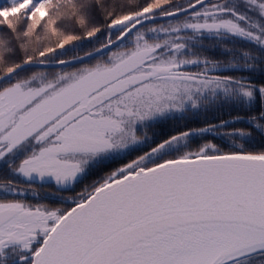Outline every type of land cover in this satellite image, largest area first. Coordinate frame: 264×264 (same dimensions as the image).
Here are the masks:
<instances>
[{"label": "snow or ice", "instance_id": "obj_1", "mask_svg": "<svg viewBox=\"0 0 264 264\" xmlns=\"http://www.w3.org/2000/svg\"><path fill=\"white\" fill-rule=\"evenodd\" d=\"M4 28L6 177L34 192L35 184L67 189L147 150L64 197L67 208L9 199L24 189L0 179V264H264V148L244 147L254 130L264 135V81L223 74L264 63V0H10L0 6ZM101 33L105 40L83 56L51 59ZM205 39L225 59L204 55ZM73 63L81 66L63 70ZM49 66L61 70H42ZM225 106L247 109L233 120L248 128L220 120L141 132ZM217 128L234 150L211 142L190 149L193 136Z\"/></svg>", "mask_w": 264, "mask_h": 264}, {"label": "flooded vegetation", "instance_id": "obj_2", "mask_svg": "<svg viewBox=\"0 0 264 264\" xmlns=\"http://www.w3.org/2000/svg\"><path fill=\"white\" fill-rule=\"evenodd\" d=\"M156 23V22H155ZM249 44L243 41H237L235 46L237 48H249ZM253 51L255 49L253 48ZM204 54V53H203ZM205 55V54H204ZM189 71H198L197 68H189L186 69ZM223 74H230V75H240L243 74L245 76L250 77L254 82L260 83L264 81V63L259 66V69L252 72H226ZM258 106L253 109V111H257ZM251 113L244 108H239L235 106H225L222 108H214L207 112L201 110L196 113H188L185 114L183 118H170L167 121L163 122L162 124H157L152 128L142 129L141 132H147L149 136H152L154 132H159L163 129L164 132L171 134L174 131H183L189 129L191 126L192 128H200L204 127L207 124H218L220 120H227L232 128H248V124L245 119H241L238 122L234 121L233 118L240 116V117H247ZM178 115V114H177ZM226 129L217 128L215 132L212 133H205L203 135H195L190 140V149L195 150L205 142H211L217 145L223 151H230L234 150L235 146L231 139L227 136L223 135V132ZM246 150L249 151H259L264 148V135H261L258 131L252 132V137L250 140L245 143L244 145ZM147 149L144 147H140L139 150L130 151L129 154L124 155L118 158L114 163H109L106 167L94 172L90 175L86 180L70 186L67 189H56L54 184H44L39 185L35 184L34 188L37 191H33L29 189L27 183L23 180H19L13 177H6L3 171H0V179L3 178H13L16 180L18 187L24 189L20 194H11L7 198L9 199H18L22 200L26 203H30L32 205L36 204H47L51 207H70V203H61L64 197L67 196H74L76 193H79L83 190L84 184L88 183L90 180L94 179L98 175H102L105 172L110 171L111 169L118 167L122 163H126L131 159H134L137 155L142 154L143 151ZM58 191V195L50 194L51 191ZM4 197L0 196V199Z\"/></svg>", "mask_w": 264, "mask_h": 264}, {"label": "trees", "instance_id": "obj_3", "mask_svg": "<svg viewBox=\"0 0 264 264\" xmlns=\"http://www.w3.org/2000/svg\"><path fill=\"white\" fill-rule=\"evenodd\" d=\"M10 3V0H0V6H5L7 4ZM0 31H7L6 28L4 29H0ZM114 38V37H113ZM105 40V34L104 33H101L99 34L94 40H90V41H83L81 42V44L75 48V49H68V50H65L63 52H58L55 57L51 58L53 60H59V59H68V58H71L72 56L74 55H83L85 52H88L90 51L92 48L94 47H98L99 44L101 42H103ZM249 48H252V45H248ZM246 49V48H244ZM114 49H111L110 51H112ZM203 53L208 56L209 58L211 59H225V57L221 54V51H212V50H209V49H203ZM20 58H22L20 56L19 53H17V60H19ZM96 59H99V57H95V58H92L88 61H85L83 62L84 64H90V63H94ZM81 65L80 64H77V65H74V66H70V67H66V68H63V70H71L72 68H75V67H80ZM61 68H59L60 70ZM33 70H36V69H29V71H33ZM42 70H45V71H48V72H54V71H57V69H42ZM193 126H191L190 128H192Z\"/></svg>", "mask_w": 264, "mask_h": 264}, {"label": "rangeland", "instance_id": "obj_4", "mask_svg": "<svg viewBox=\"0 0 264 264\" xmlns=\"http://www.w3.org/2000/svg\"><path fill=\"white\" fill-rule=\"evenodd\" d=\"M161 23H167V21H161V22H156V24L157 25H159V24H161ZM204 45H205V48L204 49H209V50H212V51H221L220 50V48H215V49H213L212 47H211V45H212V42L211 41H209V40H207V39H205L204 40ZM50 46H54V45H50ZM15 59H17V56L15 57ZM70 67V66H69ZM64 68H66V67H64ZM57 69V68H56ZM61 70V69H60ZM57 71H59V68H58V70ZM55 72V71H54Z\"/></svg>", "mask_w": 264, "mask_h": 264}, {"label": "water", "instance_id": "obj_5", "mask_svg": "<svg viewBox=\"0 0 264 264\" xmlns=\"http://www.w3.org/2000/svg\"><path fill=\"white\" fill-rule=\"evenodd\" d=\"M209 2H211V0H209ZM161 21H166V20H159V19L156 20V22H161ZM109 50H111V48ZM80 56H83V55H80ZM95 57H97V56H93L92 58H95ZM68 59H70V58H68ZM68 59H65V60H68ZM88 60L89 59H84L83 62L88 61ZM77 64H79V63H73V64L63 66V67L73 66V65H77ZM56 68H61V66H49V67H45L43 69H56Z\"/></svg>", "mask_w": 264, "mask_h": 264}]
</instances>
